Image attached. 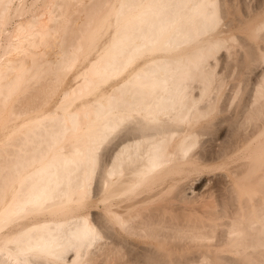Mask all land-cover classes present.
<instances>
[{
	"label": "bare ground",
	"instance_id": "1",
	"mask_svg": "<svg viewBox=\"0 0 264 264\" xmlns=\"http://www.w3.org/2000/svg\"><path fill=\"white\" fill-rule=\"evenodd\" d=\"M257 1L0 0V264H264Z\"/></svg>",
	"mask_w": 264,
	"mask_h": 264
},
{
	"label": "rangeland",
	"instance_id": "2",
	"mask_svg": "<svg viewBox=\"0 0 264 264\" xmlns=\"http://www.w3.org/2000/svg\"><path fill=\"white\" fill-rule=\"evenodd\" d=\"M244 1L249 2V3H251V4H255L257 0H248V1H247V0H244ZM251 1H252V2H251ZM258 2H260V0H258L257 3H258ZM260 68H261V67L259 66V67L255 68L251 73H249L250 76L248 75V77H249V80H250V81L253 80V78L255 77L256 73L260 70ZM199 180H201V179H199ZM199 180L197 181V184H198V183H201ZM201 181H203V180H201Z\"/></svg>",
	"mask_w": 264,
	"mask_h": 264
}]
</instances>
